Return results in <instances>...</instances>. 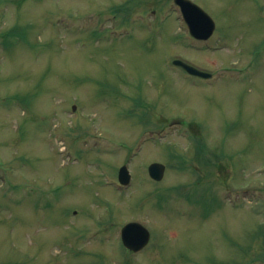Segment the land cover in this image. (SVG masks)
I'll return each mask as SVG.
<instances>
[{
	"label": "rangeland",
	"instance_id": "obj_1",
	"mask_svg": "<svg viewBox=\"0 0 264 264\" xmlns=\"http://www.w3.org/2000/svg\"><path fill=\"white\" fill-rule=\"evenodd\" d=\"M192 1L0 0V264H264V0Z\"/></svg>",
	"mask_w": 264,
	"mask_h": 264
},
{
	"label": "water",
	"instance_id": "obj_2",
	"mask_svg": "<svg viewBox=\"0 0 264 264\" xmlns=\"http://www.w3.org/2000/svg\"><path fill=\"white\" fill-rule=\"evenodd\" d=\"M174 2L179 6L191 36L197 39H207L211 36L214 30V22L201 8L189 0H174ZM173 63L181 66L190 74L207 76L181 61H174ZM72 109L74 110L75 106ZM148 170L152 178L160 180L163 176L164 166L159 163H153L149 166ZM128 177L126 168L121 167L119 170L120 181L126 183ZM120 236L123 246L132 252L141 250L149 241V232L147 229L136 222H130L124 225L121 229Z\"/></svg>",
	"mask_w": 264,
	"mask_h": 264
}]
</instances>
